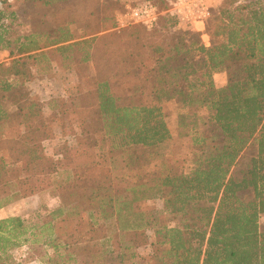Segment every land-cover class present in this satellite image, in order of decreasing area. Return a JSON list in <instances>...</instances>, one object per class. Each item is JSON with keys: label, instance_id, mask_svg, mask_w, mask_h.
<instances>
[{"label": "trees", "instance_id": "obj_1", "mask_svg": "<svg viewBox=\"0 0 264 264\" xmlns=\"http://www.w3.org/2000/svg\"><path fill=\"white\" fill-rule=\"evenodd\" d=\"M36 1L44 17L74 25L76 17L97 14V7L91 10L94 0H30ZM160 3L166 11L162 28L134 25L100 34L105 30L100 27L93 37L76 40L75 30L62 24L50 33L17 39L19 54L37 51L28 58L45 56V47L56 46L54 51L64 52L65 58L81 51L79 69L92 61L97 70L80 78L55 119L20 88L19 80L29 78H0V209L56 184L60 166L72 172L69 180L56 184L61 206L42 224L29 226L21 216L0 219V264H21L11 252L28 241L51 247V261L77 264L79 255L89 254V264H104L105 243L112 236L89 233L104 232L114 219L119 234H138L154 218L150 224L123 223L122 217L139 214L143 219L138 202L156 197L180 222L160 226L148 241L155 264H264V1L223 0L207 21L209 46L194 31H171L178 20L168 12V0ZM15 16L0 6V48L11 47L4 21ZM24 64V58H17L10 66L0 65V71L20 75ZM221 70L228 78L219 87L214 74ZM170 100L182 108L176 134L164 110ZM203 108L208 117L200 114ZM54 122L77 138L74 145H59L58 159L43 145L55 134ZM175 137L188 144L191 166L174 154L161 170L119 178L97 159L108 138L120 140L121 147L151 148ZM116 180L125 185H115ZM57 223L65 226L67 257L60 250ZM141 234L139 241L147 244ZM136 241L133 245L139 246ZM126 254H119L121 261Z\"/></svg>", "mask_w": 264, "mask_h": 264}, {"label": "rangeland", "instance_id": "obj_2", "mask_svg": "<svg viewBox=\"0 0 264 264\" xmlns=\"http://www.w3.org/2000/svg\"><path fill=\"white\" fill-rule=\"evenodd\" d=\"M95 1V2H94ZM91 10L95 8L97 14L94 18L91 16L76 17L78 21L76 24H70V20H60L58 18L44 17L43 7L40 6V1L35 3L30 0H0V6L6 9L7 12H16L15 17H9L4 22L9 26L7 37L11 39V47L0 48V65L10 66L17 58H24L25 64L20 70L22 74L14 75L13 71H0V78H29L27 80L20 79V88L23 91H27L31 96L35 97L43 104L45 115L51 119H55L57 111L61 108L63 102L68 100L69 96L76 91V83L80 78L91 77L96 74V66L92 61L87 62L84 67L79 69L78 60L82 55V52L76 50L73 58H65V53L61 51H54L56 46H47L43 50L47 51L45 56H39V58L27 56L36 52L19 54L16 49V41L19 37L29 33L51 32L56 29L58 25H68L75 30L77 36L76 40H82L91 38L94 35V29L103 27V31L100 34L108 33L112 31H119L121 29L128 28L134 25L146 24L134 20L129 14V9L137 6L143 0H94ZM159 7V15L155 26L162 28L166 25L164 17L166 11L164 6L160 3L162 0H151ZM222 1V0H221ZM213 8H217L220 3ZM66 4L60 3L59 7L64 8ZM108 6V7H107ZM85 5H82L84 8ZM81 9V8H80ZM90 10V11H91ZM107 17L108 20H104ZM210 17V16H209ZM208 17V18H209ZM207 18V21H208ZM206 21V23H207ZM92 25L90 26V24ZM207 25V24H206ZM187 31L188 28L184 26L176 25V28L171 31ZM192 31V30H190ZM195 32V31H194ZM198 33V32H196ZM53 36V35H51ZM41 44L45 46V39ZM23 40V38H21ZM11 50H14L11 53ZM86 50H91L88 47ZM41 51V50H40ZM79 53V54H78ZM24 72V73H23ZM216 83L219 87L226 85L227 78H216ZM9 108L13 109L15 103L8 102ZM164 109L169 123L174 122L178 125L179 113L182 112V108L175 102H165ZM200 114L204 117H208V111L206 108L200 109ZM55 134L52 138L43 141L46 152L58 159L59 145L63 142H68L70 145H74L77 142L75 133H67L54 122ZM121 141L117 139H110L105 143L106 148L103 150L98 149L97 159L99 162L108 168H112V175L123 176L124 173L127 176L137 177L145 172H154L161 170L164 162L171 158L174 154L181 161H187V166H191L192 155L188 152V144H183L177 137L173 141H168L160 146H154L147 148L144 146H130L121 147ZM116 146V149L112 154L108 152L109 148ZM251 150L248 152L250 154ZM80 161L86 162L88 158L82 157ZM189 168V167H188ZM55 177V178H54ZM53 177L54 182H65L72 177V172L66 167L60 166L56 176ZM53 184V183H52ZM49 185L43 190L37 193L31 194L26 197H19L13 200L0 209V219L10 216L23 217L29 226L42 224V219L51 211L56 210L61 206V198L59 196L57 185ZM117 186H124V181L116 180L114 182ZM140 210L144 212V218L139 214L132 216L122 217L123 223H134L135 221L152 220L151 226H144L138 234L135 232L119 234L116 232L117 226L114 223V219L108 220L104 232L93 231L89 234H109L112 239L105 243L104 247V264H155L156 260H150V256L154 252V247L148 244V241L154 240V232L160 226L168 224L175 226L179 224L180 219L174 213L169 211L165 212L164 201L161 197L144 199L137 204ZM151 224V223H150ZM260 227L264 231V213L260 215ZM87 231L88 228L84 227ZM55 232L59 237V242L62 244L60 250L65 253L64 257H67L68 249L65 248V226L64 224L57 223ZM146 235V243L143 244L140 239L143 237V233ZM139 241V246L133 245L134 241ZM137 242V241H136ZM143 244V245H142ZM119 245L121 249H119ZM132 245V246H131ZM126 246H131L130 249H126ZM103 250V249H102ZM127 252L125 258L121 261L119 254ZM12 257L21 264H63V258H56L51 261V258L55 255V252L51 247L45 245L43 242H31L28 241L22 246L14 249ZM133 254V255H132ZM89 255V254H87ZM87 255H79V261L77 264H89L91 257ZM74 261L69 264H74Z\"/></svg>", "mask_w": 264, "mask_h": 264}, {"label": "built area", "instance_id": "obj_3", "mask_svg": "<svg viewBox=\"0 0 264 264\" xmlns=\"http://www.w3.org/2000/svg\"><path fill=\"white\" fill-rule=\"evenodd\" d=\"M170 8L168 12L174 15L179 23L192 24L197 21H207L210 9L219 0H168ZM128 14L136 21L151 27L157 21L159 10L151 0H144L137 6L129 9Z\"/></svg>", "mask_w": 264, "mask_h": 264}, {"label": "crops", "instance_id": "obj_4", "mask_svg": "<svg viewBox=\"0 0 264 264\" xmlns=\"http://www.w3.org/2000/svg\"><path fill=\"white\" fill-rule=\"evenodd\" d=\"M223 1V0H222ZM221 0H219V1H216L215 3H214V6H213V8L217 5L216 3L217 2H219L220 4H221V2H222ZM264 1V0H263ZM212 8V9H213ZM212 9H210V11L212 10ZM180 25L179 26H184V27H186V28H188L189 30H192V31H195V32H198L201 36H202V38H203V41L205 42V44L207 45V46H209L210 44H211V38H210V36H209V34H208V31H207V23H206V20L205 21H197V22H194V23H192V24H189V23H179ZM214 78H215V82L217 81L216 80V78H220L221 80H223V78H228V74H227V72L226 71H224V70H221V71H218V72H216L215 74H214ZM217 84V83H216ZM217 86H218V84H217ZM168 102H175L176 103V101L175 100H170V101H168ZM165 110V109H164ZM167 122H168V125H169V127H170V129L172 130V132H173V134H176V127H177V124L174 122V120H173V122L172 123H169V121H168V119H167Z\"/></svg>", "mask_w": 264, "mask_h": 264}]
</instances>
